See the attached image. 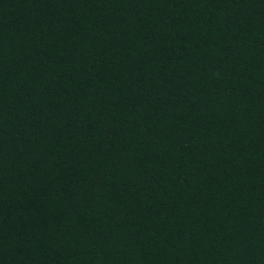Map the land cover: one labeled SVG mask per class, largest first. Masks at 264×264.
Returning <instances> with one entry per match:
<instances>
[{
    "label": "trees",
    "instance_id": "1",
    "mask_svg": "<svg viewBox=\"0 0 264 264\" xmlns=\"http://www.w3.org/2000/svg\"><path fill=\"white\" fill-rule=\"evenodd\" d=\"M0 264H264V0H0Z\"/></svg>",
    "mask_w": 264,
    "mask_h": 264
}]
</instances>
